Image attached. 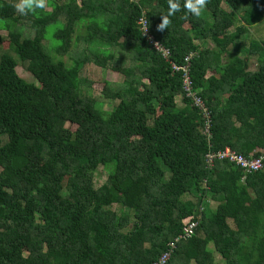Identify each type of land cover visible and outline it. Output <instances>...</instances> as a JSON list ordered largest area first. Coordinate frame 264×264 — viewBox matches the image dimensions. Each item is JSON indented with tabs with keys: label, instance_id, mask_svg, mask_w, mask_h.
<instances>
[{
	"label": "trees",
	"instance_id": "obj_1",
	"mask_svg": "<svg viewBox=\"0 0 264 264\" xmlns=\"http://www.w3.org/2000/svg\"><path fill=\"white\" fill-rule=\"evenodd\" d=\"M179 3L160 30L169 0H48L24 16L0 0V264H153L199 205L167 264H264V168L204 159L264 154V0H207L199 17ZM143 12L189 63L209 133ZM106 70L122 82L96 78Z\"/></svg>",
	"mask_w": 264,
	"mask_h": 264
},
{
	"label": "built area",
	"instance_id": "obj_2",
	"mask_svg": "<svg viewBox=\"0 0 264 264\" xmlns=\"http://www.w3.org/2000/svg\"><path fill=\"white\" fill-rule=\"evenodd\" d=\"M143 12L142 15L138 19V24L140 26L142 36H144L149 45L153 46V48L161 53V56L170 62L172 71L181 72L182 77V86L184 94L187 98L190 99L191 103L199 110L203 120H204V132L209 133V125H210V112L204 102V100L195 92L193 88V82L190 75L189 63H184L182 65L176 64L169 59V49L164 47L154 36L151 34L147 19ZM205 164L207 168H211L214 164V161L217 159L220 160H228L232 162L235 166L240 168L243 171V174H250L252 172L261 170L264 168V154L258 157H246L241 153H238L229 147H225L224 149L213 151L208 150L205 155ZM244 178V177H243ZM204 208L202 205L198 206L197 212L193 214V216L186 219L184 222V226L182 228V234L179 235L174 242H170L168 244L169 248L165 251L153 264H167L173 249L176 247V243L180 239H185L186 237H190L197 226L199 225L201 218L203 216Z\"/></svg>",
	"mask_w": 264,
	"mask_h": 264
},
{
	"label": "clouds",
	"instance_id": "obj_3",
	"mask_svg": "<svg viewBox=\"0 0 264 264\" xmlns=\"http://www.w3.org/2000/svg\"><path fill=\"white\" fill-rule=\"evenodd\" d=\"M207 0H184V9L193 16L199 17L205 8ZM12 6L19 15L35 14L43 12L48 8V0H12ZM179 0H169V7L166 16H162L161 23L158 25L160 30L167 28L168 17L180 11Z\"/></svg>",
	"mask_w": 264,
	"mask_h": 264
},
{
	"label": "rangeland",
	"instance_id": "obj_4",
	"mask_svg": "<svg viewBox=\"0 0 264 264\" xmlns=\"http://www.w3.org/2000/svg\"><path fill=\"white\" fill-rule=\"evenodd\" d=\"M55 28H56V25H50V26L47 27V30H46V33H45V36H44V40H45L44 44L47 47L50 46V45L53 46V45L58 44V41L53 36ZM1 33L5 35L6 31L2 30ZM3 47H4L3 50H5V52L11 53L12 56L16 60H18V57L16 56V54L13 53L12 51L8 50L7 46L4 45ZM53 55H54L55 58H58V56L54 52H53ZM64 58L68 62L67 58L66 57H64ZM16 72L25 81L30 82V83H36L35 78L32 76V74L29 71L26 70V68H24L22 66H17L16 67ZM99 77L100 78L102 77L103 79L105 78V79H107L108 81H110L112 83H120L123 80V75H121L120 73L109 71V70L100 71L99 74H97L96 78H99ZM99 87H100V85H97L96 89H94V91H93V95H94V97H95V99L97 101V105L99 107L103 108L104 110H111L112 109V104L110 102H105L100 97V94H99V91H98ZM98 171L101 172V176H103L102 178H104L105 175L102 172V170H100V168H99ZM215 264H223L218 256L216 257Z\"/></svg>",
	"mask_w": 264,
	"mask_h": 264
}]
</instances>
